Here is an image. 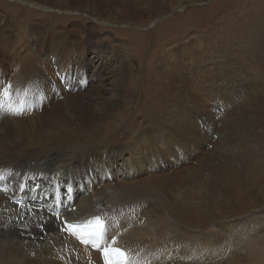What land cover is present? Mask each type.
I'll list each match as a JSON object with an SVG mask.
<instances>
[{
    "label": "rangeland",
    "instance_id": "rangeland-1",
    "mask_svg": "<svg viewBox=\"0 0 264 264\" xmlns=\"http://www.w3.org/2000/svg\"><path fill=\"white\" fill-rule=\"evenodd\" d=\"M44 21L53 22L51 28L60 29L62 36L71 35V40L48 37L44 29L37 31ZM27 43L35 44L31 53L43 63L45 52L53 57L52 62L44 63L55 70L52 76L58 74L53 67L57 63L75 66V94L84 96L89 88L90 95L99 92L108 100L120 95L119 117L111 119L114 126L105 137L93 131L96 134L89 136L86 146L94 152L106 147V152L112 150L110 164L114 167L132 161L143 167L142 178L161 176L160 159L173 163L179 152L167 151L157 136H152L156 139L153 148L138 140L134 145L126 142L135 141L145 131L158 134L155 129L160 127L180 134L185 119H195L191 126L199 128L192 133L190 126L191 131L185 128L181 135L188 159L182 173H191L196 164L193 154L207 160L206 154L212 152L217 167L205 166L197 172L201 178L218 177L219 206L209 209L215 220L200 227L185 225L179 233L191 239L208 238L216 253H224L216 264H237L240 258L247 264L250 256L264 251V154L258 163V154H254L256 146L259 150L264 147V0H0V56L3 50L25 56L21 46ZM61 47L68 49L61 57L49 50ZM5 65L1 60L0 83L15 74L4 69ZM104 70L103 78L96 82L95 77ZM59 80L64 85L65 80ZM40 86H45V80ZM16 91L27 96L25 88ZM40 91L44 93L42 88ZM213 113L218 115L216 119L210 118ZM151 115L158 120L151 121ZM197 131L202 136L214 133L217 144L211 139L208 143L196 140ZM169 136L173 142L180 140V136ZM120 149H124L122 156L116 157ZM179 169L166 165L164 172ZM36 184L28 187L32 190ZM26 193L31 194L28 188ZM165 217L176 228L180 226ZM246 219L260 223L258 233H250L251 241L247 235L236 239L235 233L229 234L228 229L241 232L240 223ZM214 226L216 236L211 238Z\"/></svg>",
    "mask_w": 264,
    "mask_h": 264
},
{
    "label": "bare ground",
    "instance_id": "bare-ground-1",
    "mask_svg": "<svg viewBox=\"0 0 264 264\" xmlns=\"http://www.w3.org/2000/svg\"><path fill=\"white\" fill-rule=\"evenodd\" d=\"M53 25L51 21H44L36 30L44 29L45 35L48 33L51 38L71 40V35L62 36L60 29L51 28ZM21 32L26 33L27 29ZM34 46L32 43L21 46L25 56L9 55L4 50V55L0 56V61L6 62L4 69L15 72L8 82L0 83L5 88L12 86L10 98L0 99L3 103L0 108V264H103L100 250L79 243L63 221L79 222L96 215L106 220L105 245L124 249L129 255V264H216L224 253H216L208 238L191 239L179 233L185 225L200 227L215 220L214 212L209 209L219 206L218 177L201 178L197 172L205 166H216L212 152L206 154L207 160L193 154L196 164L191 173H182L188 159L184 157L181 135L186 133L185 128L191 131L195 119L190 116L185 119L180 134L170 127L168 130L160 127L155 129L158 134L144 130L135 141L126 142L134 145L138 140L145 147L153 148L151 144L156 139L152 136H157L167 151L179 152L180 156H175L173 163L164 157L160 159L161 176L142 178L143 167L132 161L127 166L114 167L110 164L112 150L106 152V147L94 152L86 146L90 135L97 133L98 137H103L110 126H114L111 119L119 117L120 95L108 100L99 92L97 96L90 95L89 88L84 96L75 94V66L70 62L57 63L53 67L58 74L53 77L55 70L50 69V64H44L52 62L53 57L45 52L43 63L38 55L31 53ZM49 50L58 57L68 52L66 47ZM104 73L105 70L94 80L100 81ZM59 79L65 80L64 85L60 86ZM42 80H45L44 87L40 86ZM19 87L27 91L25 98L16 91ZM21 109L23 114H13ZM217 117L216 113L210 116ZM158 118L151 115L153 122ZM191 127L192 133L199 128ZM197 133L200 136L193 135L196 140L208 143L211 139L214 146L217 144L214 133L209 136ZM171 134L180 136L178 143L172 141ZM197 148L200 150L199 145ZM123 150L116 152V157H121ZM232 150L235 155L236 148ZM263 151L264 147L259 150L256 146V163L261 161ZM239 161L245 162L240 158ZM166 165L181 169L164 172ZM29 183L37 184L30 190ZM26 188L31 194L26 193ZM152 194L157 198L152 199ZM45 199L49 201L43 204ZM57 203L61 205L60 213ZM164 215L180 226L176 228ZM242 222L241 232L228 229L229 234L235 233L236 239L247 235L246 239L251 241L249 237L253 234L250 236V233L256 232L260 223L250 219ZM210 232L211 238H215L216 227ZM113 238L115 244H112ZM237 260V264H245L244 259ZM247 264H264V251L250 256Z\"/></svg>",
    "mask_w": 264,
    "mask_h": 264
},
{
    "label": "snow or ice",
    "instance_id": "snow-or-ice-1",
    "mask_svg": "<svg viewBox=\"0 0 264 264\" xmlns=\"http://www.w3.org/2000/svg\"><path fill=\"white\" fill-rule=\"evenodd\" d=\"M11 85L7 88L0 85V99L10 98ZM0 108H3V103H0ZM13 114L20 115L21 110L14 111ZM66 229L71 232L72 235L77 236L81 242L85 244H91L94 248L101 250L104 257V264H129L127 254L119 248L105 245V223L96 217L93 221H89L84 225L80 224H66ZM115 238L112 239V244H115Z\"/></svg>",
    "mask_w": 264,
    "mask_h": 264
}]
</instances>
